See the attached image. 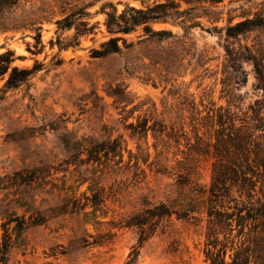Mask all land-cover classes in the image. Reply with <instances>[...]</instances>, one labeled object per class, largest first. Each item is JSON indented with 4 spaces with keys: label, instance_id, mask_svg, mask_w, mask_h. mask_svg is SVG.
Masks as SVG:
<instances>
[{
    "label": "rangeland",
    "instance_id": "1",
    "mask_svg": "<svg viewBox=\"0 0 264 264\" xmlns=\"http://www.w3.org/2000/svg\"><path fill=\"white\" fill-rule=\"evenodd\" d=\"M154 1L166 2L22 0L0 10V55L14 51L13 66L20 68L43 65L29 82L0 94V247L9 214L31 222L42 211L47 218L22 232L14 231L17 222L10 224L14 244L0 264H233L242 238L238 229L228 235L226 251L208 246L206 214L197 223L173 216L142 245L137 228L110 224L142 209L143 199L171 203L176 175L161 169L171 172L179 161L197 165L200 183L210 188L221 108L245 119L262 107L264 116V83L245 58L249 49L264 68V28L245 26L238 36H228V27L245 17L264 16V0H177L181 11H195L151 24L173 36H151L144 26L129 34L108 31L112 5L121 15ZM70 14L76 24L89 23L91 31L77 38L75 26L59 29L57 21ZM193 24L199 26L189 28ZM113 37L120 38V51L96 57ZM58 43L70 46L61 49ZM227 49L242 54L237 65ZM146 123L144 131L140 126ZM90 150L97 151L98 161L68 164L72 151H82L80 159L87 160ZM19 172L29 184H21ZM36 173L42 175L37 180ZM100 189L104 202L95 208L91 200ZM75 199L81 206L88 203L84 211L72 212ZM110 232L114 236L108 239ZM251 264L263 262L258 256Z\"/></svg>",
    "mask_w": 264,
    "mask_h": 264
},
{
    "label": "trees",
    "instance_id": "2",
    "mask_svg": "<svg viewBox=\"0 0 264 264\" xmlns=\"http://www.w3.org/2000/svg\"><path fill=\"white\" fill-rule=\"evenodd\" d=\"M20 1L22 0H0V10L16 5ZM176 1H154L152 5H147L141 9L130 7L121 15H118L117 9L112 5L113 11L106 13L108 31L111 34H129L138 27L144 26L146 33L151 34V36H173L168 31H154L151 24L186 17L195 11V8L181 11V3ZM186 2L188 4L208 2L217 4L223 2V0H186ZM203 10L208 9L204 8ZM74 17V14H70L57 21L59 29L66 30L75 26V37L77 38L88 34L91 31L89 23L76 24ZM193 26L199 25L193 24L189 28ZM245 26L249 27L246 30L264 28V16L259 17V20L245 17L243 21L228 27V36H238L243 32L241 28ZM237 30L238 32L232 33ZM36 40L37 45L42 44L41 33L37 35ZM119 40L120 38H111L103 45L104 49L98 52L96 57H104L119 52ZM58 44L61 49L70 46L65 45L63 47L62 43ZM29 50L31 51L30 47ZM246 52L245 58L254 63L259 81L264 83L262 62L249 49H246ZM237 54L238 52L235 54L232 50L227 49V55H229L230 62H233L232 64L237 65L242 57V54L239 57H237ZM16 59V54L12 50H7L0 55V81L8 76L4 88H0V94H5L11 89H18L29 82L43 66L37 63L33 68H20L19 66H13ZM3 98L4 96H0V99ZM260 104L262 105V102ZM253 110L254 116L242 119L238 113L232 112L230 108L225 109V111L223 108L220 109L217 121L220 129L217 130V142L214 144L217 160L214 164L209 189L200 183L197 165L188 159L179 161L177 167L171 172H168L167 168L161 169V174L176 175L174 186L177 196L171 203L151 204L143 199L144 207L142 209L124 216L120 222L112 221L110 224L118 228H137L139 231L138 243L142 245L163 226L164 221L171 219L173 216H176L178 220L197 223L202 222V217L206 214L204 220L206 221L208 246H222L226 251L228 240L231 238L228 235L232 234L234 227H236L238 236L243 239L241 238L239 241L233 264H251L252 258L258 256L264 264V116L262 117V107ZM249 119L251 121H247ZM146 125L147 123L140 126L142 130H146ZM63 144L69 147L71 144L70 139L66 137ZM197 149L198 152L203 150L205 152L203 147L198 146ZM89 152L91 153L90 157L84 160L80 159L81 154H83L82 151L78 153L72 151L70 155L72 161L68 164L82 166L99 160L97 151L90 150ZM95 152L96 154H94ZM122 162L121 156L116 165H120ZM135 166V174L139 175L138 162ZM130 168L128 164L126 170ZM120 169L121 167L116 168L118 172ZM36 174L37 176H34L35 180L42 176ZM16 176L22 180L21 184H29V181H31V179L23 177L22 172L17 173ZM17 182L14 183L17 184ZM137 182L139 183V181ZM259 183H261L260 191L257 189ZM86 200L90 199L86 197ZM78 201V199H75V203ZM103 202L104 189H100L93 195L91 206L97 208ZM69 206L70 203L64 204L62 212L68 213ZM87 206L88 203L82 206L76 203L72 212L80 213ZM35 214V220L31 222L20 217L11 219L12 214L6 217L9 220L3 224L5 234L3 245L0 247V263L7 262L8 254L14 244L13 233H10V224L17 222L14 231L22 232L31 224L42 225L47 222V218L42 211H37ZM85 215L88 216V213ZM108 234L110 235L108 239L114 236L111 232ZM220 236H223L224 239L220 240ZM134 253L137 254V251L135 250ZM222 264L224 263L222 262Z\"/></svg>",
    "mask_w": 264,
    "mask_h": 264
}]
</instances>
